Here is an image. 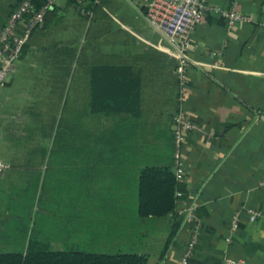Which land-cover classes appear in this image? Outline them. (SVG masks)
<instances>
[{"label": "crops", "instance_id": "crops-1", "mask_svg": "<svg viewBox=\"0 0 264 264\" xmlns=\"http://www.w3.org/2000/svg\"><path fill=\"white\" fill-rule=\"evenodd\" d=\"M19 1L0 0V30ZM31 1L35 6L45 2ZM207 1L211 7L223 9L231 2ZM125 3L133 11V18L144 22L142 26L132 27L122 21L129 12L125 13L114 0H108L98 15L85 8L86 12H80L84 4L77 7L68 0H56L54 15L47 16L43 29L32 32L15 72L0 90V161L9 164L1 172H8L11 165H23L30 157L26 143L41 139L35 132L33 113H39L38 118H42L47 112V77L51 70L42 65L44 58L40 49L52 42L77 44L88 22L91 64L147 65L140 72L142 98L147 102L159 98L156 93L173 88L174 69L168 64L160 69L159 64L153 63L162 56L171 64H175V59L154 46L158 36ZM238 7L254 21L237 24L227 32L222 18L209 13L196 26L189 50L193 63L186 67L184 82L179 85L183 93L179 110L199 126L198 130L185 134L181 144L183 177L179 182L186 191L174 209L181 215L180 211L191 205L200 223L198 243L187 264H227L228 259L234 264H264V30L260 27L264 20V0H238ZM93 27L107 31L97 32ZM146 58H150L151 65ZM16 92L19 94L15 95ZM51 101L55 112L61 108L62 102L55 98ZM171 129L175 130L173 122ZM46 145L45 141V148ZM14 185L17 184H0V198ZM106 202L102 199L95 203ZM248 209L260 211L262 216L250 221ZM236 213L239 227L236 233L230 234L229 222ZM98 216L95 214V218ZM121 217L127 221L125 213ZM170 217L168 214L163 218L137 220L136 231L148 235L147 241L160 229L162 234L156 240H163ZM191 229L192 222L182 216L162 260H158L160 244L151 252L149 259H153L149 264H180ZM143 248L149 250L147 242Z\"/></svg>", "mask_w": 264, "mask_h": 264}, {"label": "trees", "instance_id": "trees-1", "mask_svg": "<svg viewBox=\"0 0 264 264\" xmlns=\"http://www.w3.org/2000/svg\"><path fill=\"white\" fill-rule=\"evenodd\" d=\"M68 1L77 7L84 4L85 9L97 15L108 2ZM54 13L52 6L44 24L47 16ZM44 24L37 29H43ZM90 30L87 32L91 37ZM76 46L52 42L40 49L42 65L51 70L47 77L49 105L42 118L33 113L35 132L41 139L26 143L29 160L0 173V184H17L0 198V249L12 248L0 250V264H149L151 251L143 248L148 235L137 233V220L171 214L166 237L160 240L158 260H162L180 227L182 216L174 209L186 190L173 171L171 129L180 105L177 74L174 90L160 91L155 94L159 98L147 102L140 87V72L147 65L90 63L85 65L83 90L55 112L51 100L62 102L77 56ZM146 60L151 65L150 58ZM153 64H159L160 69L168 64L176 73V61L171 64L164 56ZM38 184H79V196L61 204L68 210L59 220L44 217L55 219L50 209L60 205L48 202L37 223L32 209ZM91 184H100L99 189L105 191L91 198ZM104 184L113 186L106 188ZM102 199L107 202L95 203ZM124 213L127 221L121 217ZM95 214L99 216L95 218ZM80 233L89 234L96 250L52 249ZM122 246L131 250L120 251ZM113 248L118 251H111Z\"/></svg>", "mask_w": 264, "mask_h": 264}, {"label": "built area", "instance_id": "built-area-1", "mask_svg": "<svg viewBox=\"0 0 264 264\" xmlns=\"http://www.w3.org/2000/svg\"><path fill=\"white\" fill-rule=\"evenodd\" d=\"M80 2V0H77ZM132 6L143 18L145 23L158 36V42L154 46L175 59L176 74L179 85L184 82L185 69L193 63L189 56V50L193 46L192 33L196 26L204 21L209 13L218 14L227 32H230L237 24L253 22L254 18L241 12L238 0H231L229 7H211L207 0H124ZM56 0H45L40 6H35L31 0H20L8 13L0 30V90L4 87L11 75L15 72L16 65L22 55L24 46L28 42L32 32L41 28L44 24L45 14L55 4ZM80 12H86L80 6ZM264 30V20L260 22ZM183 98L180 90L179 99ZM174 155L175 176L179 182L183 177V167L180 160L181 144L185 134L199 129L194 121L189 120L183 110H179L174 116ZM9 164L0 161V172L7 169ZM248 219L254 221L262 216L260 211L247 210ZM180 214L192 222L191 236L186 244L180 264H187L198 243L200 223L193 212L191 205L186 206ZM239 227V216L236 213L229 222L230 234L236 233ZM228 259L227 264H234Z\"/></svg>", "mask_w": 264, "mask_h": 264}, {"label": "rangeland", "instance_id": "rangeland-1", "mask_svg": "<svg viewBox=\"0 0 264 264\" xmlns=\"http://www.w3.org/2000/svg\"><path fill=\"white\" fill-rule=\"evenodd\" d=\"M116 4H118V7H122V9L126 10L125 13L129 12V15H125L124 19H121L127 24H130L132 27L135 25L142 26L144 22L138 18H133V11L129 8V6L122 0H114ZM112 13H116V15L119 17L120 15L114 10V8H110ZM131 17V19H130ZM115 24V23H114ZM91 27L89 25V22L86 27L82 29V32L80 33V38L77 42V56L75 61L73 62L71 66V70L69 72L68 78L66 80V85L64 86V92L62 94V104H60V107L63 106L64 102H72L74 101V98H77V95L79 91H82L84 88V82L82 81V78L84 77L85 65H89L91 63V37L89 36V30ZM92 29H95L94 27ZM81 31V30H80ZM91 32V30H90ZM87 33V35H86ZM112 37L113 34L111 35ZM18 92V91H17ZM15 93L19 94V93ZM70 104V103H69ZM68 105V104H66ZM106 185V188H110L113 185L111 184H104ZM78 186L79 184H38L36 188V194L34 198V205L32 209V215L37 223L40 222L41 210L45 208V206L48 205V202H58L59 207L57 208H51L50 210L54 213V218L49 217V215H45V218H48L49 220H59L58 218L60 216H63V213L66 211V207H62L61 204H66L69 198H76L78 197ZM100 184H91V198H97L100 193H103L105 190L102 188L99 189ZM99 189V190H97ZM109 191V190H108ZM108 191L105 192L108 195ZM50 202V203H51ZM55 205V204H54ZM162 224V223H160ZM38 225V224H37ZM162 234V230L157 229L154 236H151L150 239L147 240L148 246L150 251H156L157 248L160 246V240H156L159 235ZM162 236V235H161ZM77 248L83 251H92L96 250V248H93L91 246V239L88 233H80L79 235H74L71 241L68 242H60L52 246V249H69ZM120 249V251H130L131 248L124 247ZM1 251H7L12 250V248H1ZM104 250V249H102ZM135 250V249H134ZM111 251L116 252L118 251L116 248H113ZM112 252V253H113ZM152 257V256H151ZM153 258H150L148 260V263L152 261Z\"/></svg>", "mask_w": 264, "mask_h": 264}]
</instances>
